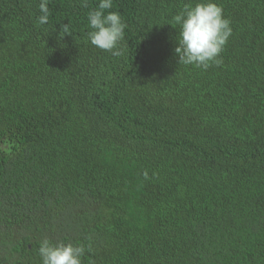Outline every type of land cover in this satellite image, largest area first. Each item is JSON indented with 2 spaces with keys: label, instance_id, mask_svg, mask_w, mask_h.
Listing matches in <instances>:
<instances>
[{
  "label": "trees",
  "instance_id": "trees-1",
  "mask_svg": "<svg viewBox=\"0 0 264 264\" xmlns=\"http://www.w3.org/2000/svg\"><path fill=\"white\" fill-rule=\"evenodd\" d=\"M194 2L113 0L115 57L88 41L99 0H49L46 25L0 0V264L89 236L83 264H264V0H217L207 70L174 53Z\"/></svg>",
  "mask_w": 264,
  "mask_h": 264
},
{
  "label": "clouds",
  "instance_id": "clouds-1",
  "mask_svg": "<svg viewBox=\"0 0 264 264\" xmlns=\"http://www.w3.org/2000/svg\"><path fill=\"white\" fill-rule=\"evenodd\" d=\"M49 0H40L37 17L39 25H46L49 20ZM82 6L87 7V0H82ZM113 0H99L95 9L88 12V41L95 47L110 52L115 57L124 54L118 47L124 39L126 24L119 12L111 11ZM172 26H178V43L174 49L179 64L192 65L207 70L223 63V52L233 28L231 20L225 17L222 6L217 0H195L194 3L185 4L182 11L172 17ZM67 31L63 25L61 37ZM147 177V172L144 173ZM89 243L73 244L59 241L53 243L48 238L43 239L39 245V255L42 264H83L86 252H92V237Z\"/></svg>",
  "mask_w": 264,
  "mask_h": 264
}]
</instances>
